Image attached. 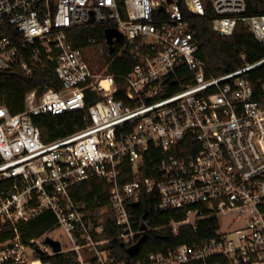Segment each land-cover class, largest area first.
Instances as JSON below:
<instances>
[{
  "label": "built area",
  "instance_id": "2783aa9c",
  "mask_svg": "<svg viewBox=\"0 0 264 264\" xmlns=\"http://www.w3.org/2000/svg\"><path fill=\"white\" fill-rule=\"evenodd\" d=\"M208 2L215 30L231 36L241 23L264 42V9L249 13L247 0H0V70L32 74L48 61L61 81L30 90L22 111L0 105V264H52L44 259L57 253L73 264H125L72 193L94 178L108 184L127 249L145 232L132 209L143 193L157 199V211L186 209L168 224L174 233L219 221L211 237L130 264H222L215 256L264 264V79L255 88L248 77L264 58L213 75L190 19L206 15ZM108 28L120 37L109 39ZM74 29L98 33L75 47ZM126 52L131 68L113 71L126 68ZM79 110L84 127L49 142L34 121ZM46 212L67 245L48 231L25 237V225Z\"/></svg>",
  "mask_w": 264,
  "mask_h": 264
},
{
  "label": "trees",
  "instance_id": "16d2710c",
  "mask_svg": "<svg viewBox=\"0 0 264 264\" xmlns=\"http://www.w3.org/2000/svg\"><path fill=\"white\" fill-rule=\"evenodd\" d=\"M248 10L251 14L260 13L264 9V0H247ZM196 39L199 43L198 55L206 60L213 75H222L237 70L247 63H256L264 58V42L258 40L253 32L243 24H238L231 36H226L213 27L214 9L210 2L207 3V13L204 16L192 15L190 17ZM98 33L92 29H74L70 38L75 47H84L88 39ZM121 60L126 61V68L115 67L113 71H127L131 68L129 53L126 52ZM248 77L255 88H259L264 79V62L248 72ZM50 86L60 87L55 67L51 62L37 66L32 74H27L19 66L0 70V105L7 104L13 112L22 111L25 108L26 94L33 89L39 92ZM88 93L87 103H91ZM85 111H71L61 114L36 115L34 121L39 125L45 141H52L59 137L69 135L85 125ZM155 162L149 164L145 175L150 174V168ZM73 195L87 204L88 219L94 223H102L105 227L102 236L110 237L109 246L113 248L121 261H128L145 255L148 251H166L177 245L193 244L205 237L215 235L219 227L217 218L209 217L201 220L198 228L192 225H184L179 233H174L168 226L172 220H182L186 217V209H172L157 211L155 206L157 199L153 194L143 193L138 205H132L136 215V226L148 223L151 230L145 235L141 248L136 256L128 253L123 241L119 239L121 232L116 223L115 213L110 202L108 184L104 180H85L72 189ZM54 218L46 212L31 220L25 225L24 235L27 238L41 236L52 228ZM211 260H220L222 264H233L229 258L222 256L212 257ZM44 262L52 264H73L66 254L57 253L44 259ZM199 264V263H191Z\"/></svg>",
  "mask_w": 264,
  "mask_h": 264
},
{
  "label": "water",
  "instance_id": "95a60500",
  "mask_svg": "<svg viewBox=\"0 0 264 264\" xmlns=\"http://www.w3.org/2000/svg\"><path fill=\"white\" fill-rule=\"evenodd\" d=\"M106 32H107V36L109 39H112L116 35L120 37V33L114 28H108L106 30ZM134 204L138 205L139 202H135ZM140 228L146 232L149 229V225H148V223H142ZM144 238H145V235L142 236L140 238V240L134 246H132L128 249V253L130 256L133 257V256L137 255V253L139 252L141 245L144 241ZM46 240H47V242L52 244L54 251L58 252V251L62 250V243L60 240L53 238L52 236H47ZM125 264H130V260L126 261Z\"/></svg>",
  "mask_w": 264,
  "mask_h": 264
},
{
  "label": "rangeland",
  "instance_id": "374dc122",
  "mask_svg": "<svg viewBox=\"0 0 264 264\" xmlns=\"http://www.w3.org/2000/svg\"><path fill=\"white\" fill-rule=\"evenodd\" d=\"M97 50H98L97 47H94L92 49L93 54H97V52H98ZM229 221H230V219L227 216L221 217V225H222L223 229L228 228ZM48 233H51L52 235L59 237L63 241L64 245L68 244L67 234L65 233V231L62 228H59V227L50 228L48 230ZM39 237H42V236H39ZM41 240H42V238H41Z\"/></svg>",
  "mask_w": 264,
  "mask_h": 264
}]
</instances>
